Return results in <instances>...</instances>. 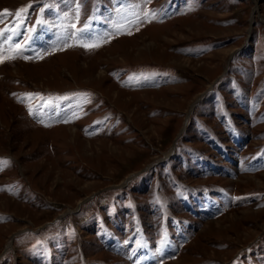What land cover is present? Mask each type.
I'll use <instances>...</instances> for the list:
<instances>
[{
	"label": "rangeland",
	"instance_id": "1",
	"mask_svg": "<svg viewBox=\"0 0 264 264\" xmlns=\"http://www.w3.org/2000/svg\"><path fill=\"white\" fill-rule=\"evenodd\" d=\"M0 264H264V0H0Z\"/></svg>",
	"mask_w": 264,
	"mask_h": 264
},
{
	"label": "snow or ice",
	"instance_id": "2",
	"mask_svg": "<svg viewBox=\"0 0 264 264\" xmlns=\"http://www.w3.org/2000/svg\"><path fill=\"white\" fill-rule=\"evenodd\" d=\"M6 11V10H5ZM24 9H21V12H23ZM82 47H86V48H91V47H97L98 45H92V44H84V45H81Z\"/></svg>",
	"mask_w": 264,
	"mask_h": 264
}]
</instances>
